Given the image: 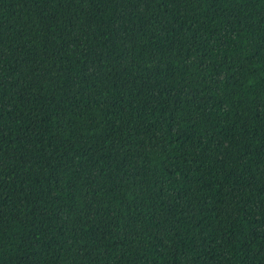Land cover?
Returning a JSON list of instances; mask_svg holds the SVG:
<instances>
[{"label":"trees","instance_id":"1","mask_svg":"<svg viewBox=\"0 0 264 264\" xmlns=\"http://www.w3.org/2000/svg\"><path fill=\"white\" fill-rule=\"evenodd\" d=\"M0 264H264V0H0Z\"/></svg>","mask_w":264,"mask_h":264}]
</instances>
